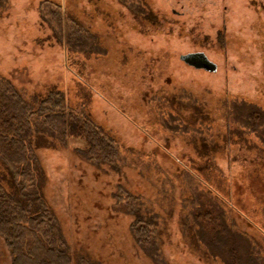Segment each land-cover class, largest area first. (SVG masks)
Here are the masks:
<instances>
[{"label":"rangeland","instance_id":"rangeland-1","mask_svg":"<svg viewBox=\"0 0 264 264\" xmlns=\"http://www.w3.org/2000/svg\"><path fill=\"white\" fill-rule=\"evenodd\" d=\"M7 2L0 77L35 109L65 91L118 144L103 160L83 133L33 137L73 264H264V0ZM56 12L97 46L70 50ZM194 51L217 71L180 58ZM0 184L16 193L1 159ZM12 257L0 234V264Z\"/></svg>","mask_w":264,"mask_h":264},{"label":"trees","instance_id":"trees-1","mask_svg":"<svg viewBox=\"0 0 264 264\" xmlns=\"http://www.w3.org/2000/svg\"><path fill=\"white\" fill-rule=\"evenodd\" d=\"M7 4V0H0L1 9ZM56 14L59 16V31L65 33L70 50L77 51L89 43L97 46L95 36L77 18L71 17L64 29L62 13ZM93 48L91 51H95ZM84 99L88 101L87 96ZM242 106L234 104L231 110ZM78 111L75 113L69 108L65 91L61 89L50 90L35 109L9 81L0 77V159L10 171L16 189V193L9 192L0 184V234L11 249V264H73L67 242L41 189L42 169L33 137L37 130L60 136L64 141L71 133H83L90 143L89 152L93 150L94 156L113 160L119 151L116 140L91 119L84 106L78 107ZM250 113L255 115V112ZM170 126L174 130L184 129L175 123ZM147 222L139 218L132 225L135 239L145 253H148L149 246V234L145 235ZM155 246L157 252L158 242ZM80 264L93 263L83 258Z\"/></svg>","mask_w":264,"mask_h":264},{"label":"water","instance_id":"water-1","mask_svg":"<svg viewBox=\"0 0 264 264\" xmlns=\"http://www.w3.org/2000/svg\"><path fill=\"white\" fill-rule=\"evenodd\" d=\"M180 58L186 63L197 68H204L209 71H217L218 65L212 61L205 52H189L181 54Z\"/></svg>","mask_w":264,"mask_h":264},{"label":"flooded vegetation","instance_id":"flooded-vegetation-1","mask_svg":"<svg viewBox=\"0 0 264 264\" xmlns=\"http://www.w3.org/2000/svg\"><path fill=\"white\" fill-rule=\"evenodd\" d=\"M194 52H199V51H194ZM203 52V51H202ZM189 53V52H188Z\"/></svg>","mask_w":264,"mask_h":264}]
</instances>
